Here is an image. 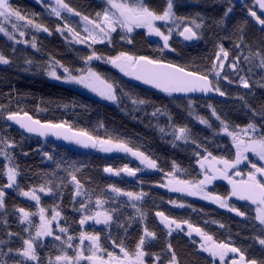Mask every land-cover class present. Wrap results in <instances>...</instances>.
Listing matches in <instances>:
<instances>
[{"label": "trees", "instance_id": "16d2710c", "mask_svg": "<svg viewBox=\"0 0 264 264\" xmlns=\"http://www.w3.org/2000/svg\"><path fill=\"white\" fill-rule=\"evenodd\" d=\"M9 3L26 19L16 21L18 30L24 33L22 37H15L17 43L0 35V55L10 61L0 63V138L12 145L0 143V186L7 183L8 165L18 172L16 184L5 192V206L0 209V264H49V261L62 264L65 261H56V256H75L80 244L78 237L84 232L79 220L97 212V200L104 201L103 209L113 219L105 228L90 226L85 230L90 235L99 234L100 244L107 252L120 251L113 241L122 242L128 251H134L146 227L156 234L155 239L146 238L147 264H169L172 252L178 264H217L200 252L197 242L184 234L168 235L156 215L162 212L171 220L201 229L217 243L239 248L241 254L257 264H264V245L259 243V239H264V227L255 219L253 206L231 201L234 208L245 214L240 219L193 200L183 192L172 191L168 186V176L193 182L201 179L197 163L207 152L232 160L233 149L228 138L220 136L219 125L213 121V109L215 116L220 117L218 121L226 122L232 131L252 123L264 132V67L259 62L260 56H264V28L258 27L249 14L252 2L245 8H238L231 2L218 0L174 1L175 15L184 18L179 30L191 26L192 20L202 27L194 28L199 36L197 45L186 46L173 37L168 50L158 39L150 40L144 31L128 35L123 30L113 33L105 44L85 48L67 39L70 36L65 32V25L75 28L77 33L81 31L74 13L70 14L71 18L66 14L57 17L42 4L43 0L41 3L9 0ZM65 3L81 13V17L90 19H96V14L103 13L106 7L95 0H65ZM166 3L167 0H146L147 6L157 13H162ZM228 7H232V11L225 16ZM37 24L42 26L40 30L46 27L48 31L40 32ZM58 28L61 31H57ZM221 46L229 53L227 60H217L218 54L223 55ZM93 52L101 59L89 61L87 57ZM121 52L207 75L213 86H218L225 95L217 92L219 96L214 98H182L142 87L106 62ZM236 57L239 60L234 61ZM233 62L235 69L231 67ZM219 63L224 67L218 69L220 75L216 76L212 68ZM55 64L69 69L74 76L87 74L89 70L97 73L115 88L117 105L50 81L48 75ZM242 77L249 87L241 84ZM140 100L145 103H139ZM11 113H27L42 122L66 124L94 138L123 142L133 151L154 160L156 168L141 172L131 152L117 149L104 154L73 152L23 135L6 124L5 117ZM201 119L207 123H201ZM181 127L187 130L186 139L176 138ZM125 167L142 175L131 181L123 177L122 171L115 174ZM105 168L114 171L110 175ZM73 175L81 185L79 196L75 195ZM42 185L46 189L51 187L52 194L42 197L40 206L50 213L60 212L59 226L68 231L61 233L57 226L52 227L53 235L36 243L38 261L31 263L17 255V250L24 247L23 239L35 235L38 219L33 218L31 226L23 224L19 209L37 213V206L20 195L32 189L39 190ZM112 188L145 195L134 201L113 192ZM210 191L224 199H229L231 194L223 183L215 184ZM81 202L87 205L85 210H80ZM173 203L183 207L173 206ZM57 235L60 240L55 239ZM69 235L74 238L72 248L65 243ZM103 253L106 257V252ZM156 256L160 257L158 262Z\"/></svg>", "mask_w": 264, "mask_h": 264}, {"label": "snow or ice", "instance_id": "6c2138e0", "mask_svg": "<svg viewBox=\"0 0 264 264\" xmlns=\"http://www.w3.org/2000/svg\"><path fill=\"white\" fill-rule=\"evenodd\" d=\"M107 4L109 8L105 10L103 13H97L96 19H90L88 16H83L82 19L86 22V24L91 25V27H86L84 31L87 33L86 36L80 37V34L75 32L74 29L65 25L69 32H72L74 36L77 37V42L86 43L91 40L94 43H103L104 40L110 41L111 32H115L117 26L125 29L127 32H132L135 28H146L149 34H155L163 39L164 47L168 48V41L172 34V28H168V34L165 35L164 32L160 30L159 27L156 26L157 21H163L166 23H171L178 30L180 29V25L184 22V18L177 17L173 11V0H167L166 8L162 11V13H157L151 10L147 4L146 0H133L132 3H129L128 0H107ZM255 4L259 7V9L264 10V0H255ZM56 7L51 9L52 13H54L57 17L61 16V11H66L68 13H74L76 16H81V13L77 12L75 9L71 8L65 0H56ZM232 7H228L225 11V16L231 13ZM249 14L254 17L260 25L264 26V19H261L260 16H257L256 11L249 9ZM264 15V12H262ZM12 17H16L17 19L24 20L26 17L20 15V13L14 10L9 0H0V18H4L5 20H10ZM32 23V21H28ZM37 28H41V25H36ZM202 27L201 23H197L196 20L191 21V26H184L182 30L179 31V35L183 36L185 40H194L199 39L197 32L194 30ZM5 29L0 26V32H4ZM43 31L47 32L48 29L45 27ZM57 31H61L60 28ZM23 35L24 33H20ZM11 38V37H10ZM241 41L243 42L242 38ZM131 41H129L130 43ZM35 47V44H33ZM239 47V45H237ZM220 52L223 53L222 56L217 55V60L223 61L227 60L229 53L224 50L221 46ZM256 55H260L257 53ZM93 58L101 59V57L96 56L95 52L87 59L90 61ZM247 59V58H245ZM235 60H239V57L234 58ZM106 62L113 64L115 67L119 68L126 75L133 76L137 80L143 81L145 84H150L155 88H158L166 93H188V92H210L216 91L219 92L220 95H225L224 92L220 91L218 86H213L212 81L208 78L207 75H200L196 72L185 71L182 67H177L172 64H164L159 60L150 59L146 56L134 57L127 53L121 52L117 56L109 58ZM260 66L264 67V56H260ZM0 63L8 64L10 61L5 58L3 55H0ZM224 64H214L212 68V72L215 73L216 76L220 75V71L218 69H223ZM233 69L236 68V63L233 62L231 64ZM64 71L68 73L66 82L82 84L86 88H90L94 92H98L99 95L103 96L108 100H116V95L114 93L113 86L108 84L107 81L100 78V76L89 70L86 75L82 74L80 76H74L71 74L69 69L65 68ZM50 76L55 77L57 80L61 79L60 76L56 74V72L52 71L49 73ZM227 79V77H224ZM241 84L247 88L249 87L248 81L241 78ZM242 99V98H241ZM139 103L143 104L145 101L140 100ZM136 103V101H134ZM213 115H216L215 109H213ZM220 119L219 116L216 117ZM8 120L14 121L17 123L22 129L26 130L29 133H37L41 136H46L49 133L60 136L63 135L64 139H73L77 144H82L84 147H99L100 150L105 152H110L113 149L121 150L124 152H131L134 156L142 157V162L145 163L149 168H155L156 162L154 160L149 159L144 156L143 153L133 151L131 148L127 146V144L123 142L114 143L111 139H99L94 138L89 135L87 132H74L71 135L66 133H61L58 131L63 128L62 124H51L45 123L41 124L39 120H33L32 117L28 116L27 113L24 114L23 117H20L17 113H11L7 117ZM201 123H207L206 120L201 119ZM223 125L224 132L227 135L232 137V142L235 145L236 149V157L234 161H229L225 158H217L212 156L211 152H207V155L202 158L200 163L201 168H205V162L209 160L211 157V162L209 163V167L212 169V172L215 173L217 169L215 165H222V169H219L220 175L227 179L228 182L232 185L231 196H235L240 200L250 201L252 204L256 205V216L255 219L259 221L261 225H264V167L256 168V165L253 164L252 167L256 169L255 172H249L247 174L246 179H240L239 181L232 179L228 176V172L230 169L236 168V166L243 159H247L245 153L252 152L260 157L261 160H264V132H258V129L255 124H248L241 131L244 133V136H241L237 133L231 132L228 130V125L226 122L221 121ZM68 131H71L69 128ZM164 129H161L163 132ZM186 128H179L177 135V139H186ZM246 137V138H245ZM0 143L6 144V146H12L10 142H7L0 138ZM2 151V150H0ZM7 157V153H4ZM10 160L11 158L8 157ZM106 172H113L114 170L111 168H105ZM120 171L127 172L131 176L136 175V171L129 168H124L122 170L116 171L115 174L119 175ZM207 171V170H206ZM259 174V178L258 175ZM18 172L14 167H9L7 169V179L8 183L6 187L11 188L16 183ZM235 175L240 176V172H236ZM216 175L214 174H206L203 179L198 181H188L181 180L176 178L173 175V179L169 181V185L172 191L178 192H187L189 195H198L202 194L204 199H212L214 202L220 204V207H228L227 201L219 196H210L205 193L204 186L208 183H211L212 180L216 179ZM73 181L76 184V192L75 195H81V185L76 177L73 175ZM36 189H32L27 192H22L24 196H30V198L37 203L40 200V196L36 194ZM51 193L52 188L45 186H40L39 192L41 193ZM112 191L117 194H122L127 196L128 198L138 201L143 198L145 195L143 192L141 193H133V192H121L119 188H112ZM4 196L5 193L3 190H0V209L4 208ZM104 203V201L97 200L96 205L100 206ZM183 207V205H179ZM135 207V205H133ZM87 205L81 202L80 210H85ZM231 211L237 212L238 215H245L243 212H240L238 209L230 208ZM21 216V222H27L30 226L32 224L30 220L31 215H38L40 219V224L36 228L35 235L31 236L28 239H23L24 247L20 250H17V255L22 256L26 260L38 261V254L36 252L37 245L34 243L40 237L52 236L53 231L51 228V221H56L57 217L61 214L60 212H55V214L51 217V221L46 220L44 216L45 209L40 208L37 213H29L24 209H19ZM157 216L161 217L162 223H164L165 227L169 229L168 235H171L173 229V225H175V229H180L181 224L176 222L175 220L169 219V217L165 216L164 213L158 212ZM89 219L93 220L97 224H105L108 225L109 222L113 219L112 215L108 213L96 212L94 215H85L82 219L79 220L81 225H84ZM184 223H187L185 221ZM222 226V225H221ZM192 225L188 224V228L192 229ZM67 228L61 227V233H67ZM194 231L201 235L204 238V243L200 245L201 249L207 253H209L212 257H218L222 262L225 261V257L228 253H238L240 252L239 248L231 247L225 243H216L210 235H207L202 232L201 229L195 228ZM189 236L192 235V231H188ZM13 235V234H9ZM155 233L149 231L146 227L142 236L140 237L138 243L136 244L135 250L130 252L128 251L123 243L117 244L113 241V244L119 248L120 253L122 255H117L112 252H107L100 244V236L99 234H88L85 232H81L78 239L80 241V245L84 244L85 240L90 242V245L87 249L90 255H85L84 250L81 248L77 251L75 256H56V261H65V264H79L81 260L89 261L90 264H144V256L148 255L144 251V245L146 243V238L155 239ZM56 240H60V236H55ZM73 236H67L65 243L68 248H72L71 241L73 240ZM259 243L264 245V239H259ZM168 249L171 250V244L168 245ZM12 249H9L11 252ZM106 252V258L103 255H98V253ZM172 259L169 261V264H178L176 255L174 252L171 253ZM160 259L159 256H156V261L158 262ZM245 257L243 254L239 256V264H244ZM51 264V261H49ZM231 264H238L236 259L231 260ZM248 264H257L255 260L249 261Z\"/></svg>", "mask_w": 264, "mask_h": 264}, {"label": "rangeland", "instance_id": "374dc122", "mask_svg": "<svg viewBox=\"0 0 264 264\" xmlns=\"http://www.w3.org/2000/svg\"><path fill=\"white\" fill-rule=\"evenodd\" d=\"M32 1H34V2H36V3H40V0H32ZM45 1H47V2H45ZM95 1L102 2V3H104V4L106 5L104 11L107 10V9L109 8V5L107 4V0H95ZM174 1H176V0H173V3H174ZM128 2H129V3H132L133 0H128ZM42 4H44V5H45L48 9H50V10H51L53 7H56V6H57V5H56V0H43V3H42ZM104 11H103V12H104ZM53 14H54V13H53ZM65 14H66L68 17L71 18V15H70V14H73V13H68V12L62 10V11H61V15H65ZM54 15H55V14H54ZM55 16H56V15H55ZM11 19H17V18H16V17H12ZM18 20H19V19L15 20L14 23H13L12 21L9 22V20H5L4 18H0V26H2V27L5 29L4 32H0V35L6 37L8 40H10V41H12V42L15 41V42L17 43L18 40L15 39V37H17V35H19V36H21V37L23 36V35L20 34V31L18 30V27L16 26V21H18ZM78 22H79V24H80V30H81L79 34H80V37L82 38V37H84V36L87 35V33L84 31V29H85L86 27H89V28H90L91 25L86 24V22H85L81 17H79V21H78ZM156 26L159 27L160 30H161L162 32L165 33V35L168 34V31H167L168 28H172V34H171V37H170L168 43H169L170 40H171L173 37H175V35H177V34L179 33V31H180V30H178L174 25H172L171 23H166V22H163V21H157V22H156ZM38 29H39L40 32H42V30H43V29L40 30V28H38ZM72 29L75 30V28H72ZM118 30H120V31L123 30V31L126 32L128 35H132L133 33H135L134 31H132V32L129 33V32H127L125 29L120 28L119 26H117L115 32H117ZM65 32L69 34L70 38H72V39L67 38L70 42H73V43H75V44H77V45H81V46H83V47H85V48H90V46H93V45H102V44H105V43L109 42V40H104L103 43H94V44H93V43L91 42V40H89V41H87L86 43H79V42H77V37L74 36L72 32H69V31L67 30V28H66ZM115 32H111V34H110V39H111L112 34L115 33ZM147 35H148V33H147ZM148 36H150V34H149ZM10 37H11V38H10ZM157 37H159V36H157ZM160 38H161V37H160ZM166 49L168 50L169 47L166 48ZM94 59H95V58H94ZM110 64H111V63H110ZM111 67H113L115 70H117V71H119V72L125 74V73L122 72L119 68L115 67L113 64H111ZM64 69H65V68H64L63 66H61V65H58V64L53 65V66H52V70H51L50 72H52V71L56 72V74H57L58 76H60L61 79L57 80L55 77L48 75L50 81L54 82L55 84H59V85L64 86V87H66V88L72 89V90L77 91V92H80V93H82V94H85V95H87V96H89V97H92V98H94V99H96V100H99V101H102V102H104V103H107V104H110V105H117V103H118V99H117V95H116V92H115V88H114V87H113V89H114V93H115V95H116V100L113 101V100L105 99L103 96L99 95L98 92H94V91H92L90 88H86V87H85L84 85H82V84L66 82V79H65V78L67 77L68 73H66V72L64 71ZM50 72H49V73H50ZM84 75H86V74H84ZM125 75H126V74H125ZM78 76H80V75H78ZM100 78L103 79L101 76H100ZM103 80H104V79H103ZM108 84H109V83H108ZM192 105H193V104H191V106H192ZM212 117H213V121L217 122L218 125H219V128H220V129H219V134H220V136L228 138V140H229V142H230V144H231V147H232V149H233V154H234L232 160H229V161H234V160H235V157H236V149H235V145H234L233 142H232V137L229 136V135H227L226 132H224V130H223V125H222V123H221L220 121H218V119L216 118V116H215V115H212ZM228 130L231 131V132L237 133V134H239V135H241V136H244V133L241 131L242 129H240V130H236V131H232V130H230V129L228 128ZM258 132H260V131L258 130ZM245 138H246V137H245ZM114 151H117V150L114 149ZM119 151H121V150H119ZM97 152H98V153H101V154H104L105 151L100 150V148L98 147ZM126 153H127V152H126ZM245 155L247 156V159H243V160H241V162L236 166V168H234V169H230V170H229V172H228V176H229L230 178L239 181L240 179H243V178H242V177H239V178L236 177V175H235L236 172H240L242 175H244L246 172H248V173H249V172H255L256 169L252 167L253 164L256 165V168L264 167V160H261L260 157H259L258 155H256L255 153L248 152V153H245ZM134 159H135V160L137 161V163L141 166V172H151V171H154V169L156 168V167H155V168H149L145 163L142 162V157H140V156H135ZM199 161H201V160H199ZM210 162H211V159L205 162V168H201V167H200V163H197V165L199 166V168H200V170H201V174H202L201 179H203L204 176H205L206 174H210V175H211V174H214V175H216V177H217L216 179L212 180L211 183H208V184H206V185L204 186V191H205V193L209 194L210 196H219V197L223 198V197L220 196V195H217V194L212 193V192L210 191V188L213 187L215 184L223 183V184H225V185H227V186L229 187L230 192H231V191H232V185L228 182L227 179H224V178L220 175V173H219V171H218L219 169H222L223 166H222V165H219V164L215 165V168L217 169V171H216L215 173H213V172H212V169L209 167V163H210ZM9 167H11V166L8 165V168H9ZM8 168H7V169H8ZM206 170H207V171H206ZM109 174L111 175L112 173L109 172ZM257 175H258V174H257ZM5 178H6L7 183H8V179H7V171H6V174H5ZM258 178H259V175H258ZM16 179H17V178H16ZM172 179H173V176H168V180H169V181L172 180ZM201 179H199V180H201ZM7 183H6L3 187L0 186V190H3L4 193H5L6 191H8V190H11V189L14 187V185L16 184V183H15V184L13 185V187L8 188V187H6ZM36 194L40 196V200H39L38 203H37L36 201L32 200V199L30 198V196H24V195H22V194H21L20 196H21V198H22L23 200H26V201H29V202L35 204V205L37 206V212H39V209L42 208V207L40 206L41 198H42V197L50 196V195L52 194V192H51V193H47V191H46L45 193H41V192H39V190H37V191H36ZM183 194L186 195L187 197L193 199V200L201 201V202H204V203H206V204L212 205V206H214V207H216V208H218V209H220V210H223V211L229 212V213L232 214L233 216L238 217V218H240V219H243V218H242L243 216L238 215L237 212H235V211H231V210H230V208H234V207L231 205V201H233V202H237V203H248L249 205H251V206L254 207V210H255V213H256V208H257L256 205L252 204L250 201L240 200V199H238V198L235 197V196H231V194H230L229 199H225V200L227 201L228 207H220V204L217 203V202H214L212 199H204L202 194H198V195H189L187 192H183ZM4 198H5V196H4ZM223 199H224V198H223ZM173 206L180 207L179 204H177V203H173ZM235 209H236V208H235ZM97 212L106 213V212L104 211L102 205H100V206L98 207ZM54 214H55V212L50 213V212H48V211L45 210V212H44L45 219L51 221V217H52ZM256 214H257V213H256ZM20 215L22 216V213H20ZM33 218H34V219H38V224H37V227H38L39 224H40L39 216H38V215H35V216L31 215V216H30V220H31V222L33 221V220H32ZM157 218H158L160 224H161V225H162L167 231H169V229H168L167 227H165L164 223H162V221H161V217L157 216ZM59 219H60V218L57 217V220H56V221H51V228L54 227V226H57L58 229L60 230ZM257 222L259 223V221H257ZM23 224H25V225H29L27 222H24ZM109 224H110V222H109ZM109 224H108V225H109ZM180 224H181V228H182L183 230L175 229V225H173V229H174V230L172 231L171 234H174V233H182V234H184V235L187 236L189 239H191V240L197 242V245H198V247H199L200 252H202L204 255L210 257L215 263H217V264H222V262L219 260L218 257H212V256L209 255V253H207V252H205V251H203V250L201 249L200 245H201L202 243H204V238H203L201 235L197 234V233L194 231L195 227H192V229H189V228H188V224H183V223H180ZM259 224H260V223H259ZM108 225H105V224H103V223H101V224H97V223H95L93 220L89 219L84 225H81V226H82V228H83V231H84L85 233H87L86 230H85L87 227L95 226V227H98V228H105V227H107ZM260 225H261V224H260ZM261 226L264 227V225H261ZM37 227H36V228H37ZM35 231H36V230H35ZM188 231H192V235H191V236H189V235L187 234ZM46 238H47V237H40V238L37 239L34 243L36 244L38 241H44ZM216 243H217V242H216ZM89 245H90V242H89L88 240H85L83 245H80V244H79V246H78V248H77V251H78L79 249L82 248V249L84 250V254H85V255H90L91 253H89V252L87 251ZM230 246H231V247H235V246H233V245H230ZM77 251H76V253H77ZM116 254H117V255H122V253H120V251H118ZM240 254H241L240 252H238V253H228L227 256L225 257V261L223 262V264H231V260H232V259H236V260L238 261V264H239V256H240ZM98 255H103V256H104V253L101 252V253H98ZM244 257H245V256H244ZM105 258H106V257H105ZM143 259H144V264H147V263H146V260H145V256H144ZM25 260H26V259H25ZM27 261H29V262H31V263H36V261H31V260H27ZM249 261H252V260H250V259H248V258L245 257L244 264H248ZM83 263H85V264H90V262H89V261H86V260H81V261L79 262V264H83ZM62 264H65V262H63ZM73 264H74V262H73Z\"/></svg>", "mask_w": 264, "mask_h": 264}, {"label": "water", "instance_id": "95a60500", "mask_svg": "<svg viewBox=\"0 0 264 264\" xmlns=\"http://www.w3.org/2000/svg\"><path fill=\"white\" fill-rule=\"evenodd\" d=\"M218 1L233 2L236 7L243 8V7H245L248 4V2L250 0H218ZM252 1L255 4V0H252ZM255 6L257 8V11H256L257 16H260L261 19H264V15H262V12H264V10L259 9V7L256 4H255ZM252 18H253L254 22L259 27L264 28V26L260 25L259 22L254 17H252ZM176 39L178 41H180L181 43H183L184 45H186V46H195L199 42V39H194V40H191V41L185 40L184 37L181 36V35H179V34L176 36ZM162 63H164V64H170V63H165V62H162ZM129 77H130V79L133 82H135L136 84H138V85H140L142 87H145V88L154 90L155 92H158V93H161V94L170 95V96L184 97V98H191V97H196V98H214V97H218L219 96V94L216 91H210V92H200V91H196V92H188V93H171V94H169V93L163 92L162 90H160L158 88H155L154 86H152L150 84H145L143 81L137 80L133 76H129ZM19 116L20 117H23L24 114H19ZM28 116H30V115H28ZM7 117L8 116L5 117L6 124L10 128H12L13 130H15V131H17V132H19V133H21L23 135L31 136V137H33L35 139L44 141L46 143L53 144V145H55L57 147H60V148H63V149L69 150V151H73V152H80V153H95L97 151V149H98V147L97 148L84 147L82 144H77L75 142V140H73V139H64V136L63 135L56 136V135H53V134L49 133L46 136H41V135H39L37 133H29L26 130L22 129L14 121L8 120ZM30 117H32V116H30ZM32 119L33 120H38V119H35L33 117H32ZM40 122H41V124L48 123V122H42V121H40ZM62 125H63V128H61V129L58 130L61 133H66L68 135H71L74 132H80V131L74 130L73 128H71L70 126H68L66 124H62ZM69 128L71 129V131H68ZM122 175H123L124 178L133 181V180L137 179L139 176H141L142 173L136 171V175L135 176H131L127 172L122 171Z\"/></svg>", "mask_w": 264, "mask_h": 264}, {"label": "flooded vegetation", "instance_id": "af4514ba", "mask_svg": "<svg viewBox=\"0 0 264 264\" xmlns=\"http://www.w3.org/2000/svg\"><path fill=\"white\" fill-rule=\"evenodd\" d=\"M134 32H138V31H144L145 33H146V35H147V33H148V30L146 29V28H135L134 30H133ZM148 35H149V33H148ZM147 35V37L150 39V40H156L157 38V36L155 35V34H150V36H148ZM247 174H248V172H246L244 175H240V176H237L236 175V177H242L243 179H246L247 178ZM259 175V174H258Z\"/></svg>", "mask_w": 264, "mask_h": 264}]
</instances>
